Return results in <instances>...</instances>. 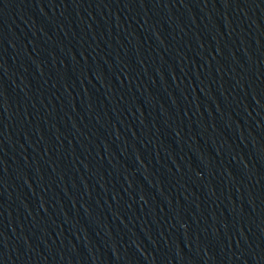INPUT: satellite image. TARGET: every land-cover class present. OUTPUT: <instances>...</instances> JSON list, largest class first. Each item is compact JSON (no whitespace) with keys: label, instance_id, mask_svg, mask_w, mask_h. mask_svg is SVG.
Masks as SVG:
<instances>
[{"label":"water","instance_id":"1","mask_svg":"<svg viewBox=\"0 0 264 264\" xmlns=\"http://www.w3.org/2000/svg\"><path fill=\"white\" fill-rule=\"evenodd\" d=\"M38 264H264V0H3Z\"/></svg>","mask_w":264,"mask_h":264}]
</instances>
